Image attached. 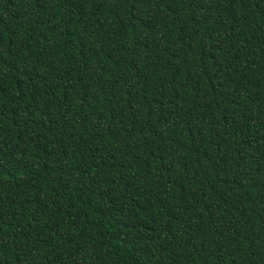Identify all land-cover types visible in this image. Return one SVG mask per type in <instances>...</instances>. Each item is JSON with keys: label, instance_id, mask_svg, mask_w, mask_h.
Returning <instances> with one entry per match:
<instances>
[{"label": "trees", "instance_id": "16d2710c", "mask_svg": "<svg viewBox=\"0 0 264 264\" xmlns=\"http://www.w3.org/2000/svg\"><path fill=\"white\" fill-rule=\"evenodd\" d=\"M0 264H264V0H0Z\"/></svg>", "mask_w": 264, "mask_h": 264}]
</instances>
